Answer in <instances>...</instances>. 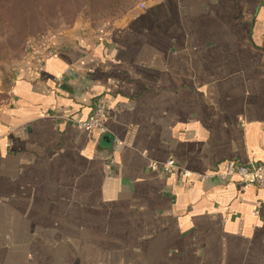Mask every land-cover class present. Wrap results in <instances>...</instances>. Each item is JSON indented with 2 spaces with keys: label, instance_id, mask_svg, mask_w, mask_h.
I'll use <instances>...</instances> for the list:
<instances>
[{
  "label": "crops",
  "instance_id": "0c3cea01",
  "mask_svg": "<svg viewBox=\"0 0 264 264\" xmlns=\"http://www.w3.org/2000/svg\"><path fill=\"white\" fill-rule=\"evenodd\" d=\"M50 38L0 105V264H264V188L200 177L264 164V0H156ZM100 99L108 132L78 127Z\"/></svg>",
  "mask_w": 264,
  "mask_h": 264
},
{
  "label": "rangeland",
  "instance_id": "374dc122",
  "mask_svg": "<svg viewBox=\"0 0 264 264\" xmlns=\"http://www.w3.org/2000/svg\"><path fill=\"white\" fill-rule=\"evenodd\" d=\"M152 1L156 0H0V105L7 100L9 76L28 55L30 40L54 37L76 23L104 36Z\"/></svg>",
  "mask_w": 264,
  "mask_h": 264
},
{
  "label": "built area",
  "instance_id": "2783aa9c",
  "mask_svg": "<svg viewBox=\"0 0 264 264\" xmlns=\"http://www.w3.org/2000/svg\"><path fill=\"white\" fill-rule=\"evenodd\" d=\"M28 55L34 60L51 59L56 56L54 47L49 37H40L30 40L28 44ZM65 74L72 75L71 71ZM65 74L57 77L56 81L59 86L63 83ZM108 112V105L104 99H100L92 112V114L84 122L77 124L80 128H88L100 133L108 132L106 127V115ZM177 164L170 160L164 163H156L153 165L154 170H161L166 174L172 173L176 170ZM182 175L184 178H190L191 173L183 170ZM203 179H210L212 177L220 178L223 180L231 178H239L246 187L258 186L264 188V164L263 165H239L234 163L227 164L225 171L220 173L208 174L200 176Z\"/></svg>",
  "mask_w": 264,
  "mask_h": 264
}]
</instances>
